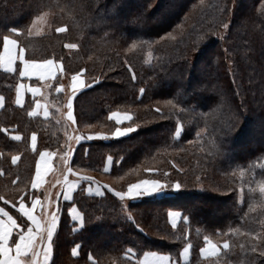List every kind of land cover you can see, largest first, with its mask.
I'll list each match as a JSON object with an SVG mask.
<instances>
[{
  "label": "trees",
  "instance_id": "obj_1",
  "mask_svg": "<svg viewBox=\"0 0 264 264\" xmlns=\"http://www.w3.org/2000/svg\"><path fill=\"white\" fill-rule=\"evenodd\" d=\"M131 1L0 0V47L12 35L27 60H53L88 85L71 103L80 141L70 167L91 177L100 192L86 193L82 182L60 202L48 264H138L147 251L176 264H264V200L257 192L264 185V137L257 135L264 120L252 119H264V0H173L162 14H155L162 0H133L140 1L135 7ZM108 10L115 16H106ZM42 11L52 12L53 26L66 31L25 37L27 23ZM201 60L205 67L198 72ZM18 70V63L13 72L0 67V206L25 228L18 203L38 196L31 190L37 157L60 147L64 126L52 109L48 117L32 115L29 94L15 105L18 82L39 84L20 78ZM168 78L173 82L164 87ZM54 89L52 101L62 96ZM113 111L131 117L118 125L109 118ZM118 127L134 129L111 137ZM97 133L106 139L87 138ZM143 179L162 181L165 195L124 204L114 194ZM72 207L81 214L78 229ZM170 212L180 213L175 226ZM206 241L227 246L202 257ZM186 246L188 260L180 262Z\"/></svg>",
  "mask_w": 264,
  "mask_h": 264
},
{
  "label": "crops",
  "instance_id": "obj_2",
  "mask_svg": "<svg viewBox=\"0 0 264 264\" xmlns=\"http://www.w3.org/2000/svg\"><path fill=\"white\" fill-rule=\"evenodd\" d=\"M5 38H7V41H8L7 45L5 44ZM17 63L19 64L18 71H19L20 78L25 79V80L36 79L37 81H39L40 84H31L28 81L18 82L17 87H16L15 99H14L15 105L22 106L25 102L26 95L29 94L33 99V108L31 110V114L34 116L38 115L41 117H48L49 108H50L49 102H48V99H49L48 86L50 85V82L54 80L58 74L61 73L60 67L53 60H44V61L27 60L24 56L23 51L20 49L18 42L12 37L5 36L2 39V44L0 47V67L9 72H13L16 69ZM22 72L24 73L23 75H21ZM80 87L81 86H77V88L72 87L73 89L71 90H72V93L73 92L74 93L67 95L68 99L65 102L63 109H62V118H65L70 122L72 118V111H71V107H69V104L72 103L73 96L77 90L81 89ZM57 91H62V89L59 88L57 89ZM2 106H3V98L0 96V108ZM70 113H71V116L69 115ZM130 117L131 116L126 115V113H120L117 111H113L109 114V118L112 119L118 125L126 123L130 119ZM121 129L123 128L118 127L117 129H115L114 134L117 133V131ZM93 136H98V137L105 136L106 137L105 134H98V133L93 134ZM110 136L112 137L113 134H111ZM11 137L16 140L20 139V135L15 134V133H13ZM30 146L32 149H34L35 147V137L34 136L31 137ZM52 155L53 154L51 152L41 151L36 160V167H35V171L32 177V181H31V190H33V192L41 193V196L45 188L48 187L46 183L47 181L46 175L52 171V167H53L52 166V160H53ZM15 159L16 158H14V160ZM110 164H111V159L107 158L105 162V167H104L105 171H109ZM43 165H45L46 173L40 170L41 166L43 170ZM38 172H40V174H38ZM144 181H154V180L143 179V180L138 181L136 186L139 187V185L144 184L143 183ZM62 183L64 184V182ZM33 184H35L36 186L33 187ZM88 185L89 184L86 185V188H88ZM61 187L63 188L64 185ZM73 192L71 193V197H72ZM95 193L96 192H94V194ZM39 196L40 194L36 197H33L31 194L28 200H26L25 198L23 200H20L18 203V211L23 216H25L27 219L28 225L25 228H22V226L17 222L15 217L12 216V214L8 210L0 206V221H2V223H0V235H6V239L0 240V244H3V245H0V264H4V260L9 259V258L12 260H19L20 264H28L26 260L29 259V264H33V263H30V260L32 258L34 259L35 256L38 257V253L43 248L42 241L44 239V236H43L44 233L40 236L38 235L34 237L33 232H32L33 225L35 221H37L40 225L41 231H45V230L47 231V229L49 228V223L53 222L52 215L55 214L54 212L56 209V205L52 204L51 199L49 202H46L45 200L42 199V197L40 198ZM71 197L67 199H64V198L63 199L67 201V200H70ZM33 199H40L39 208H36V206L33 205ZM42 201H45L43 203L44 205H42ZM57 203L58 202H56V204ZM21 205H23V209H21ZM57 210H58V204H57ZM69 214L72 217V221L76 222L77 224H80L81 214L75 207H72L69 210ZM29 216H31L32 218L29 219ZM9 217H11V221H9L8 219ZM179 220H180V213L178 212L169 213V221L173 226H175ZM53 234H54V231H53ZM13 235L16 236V239L13 242H11V238ZM46 235L47 233L45 234V238H46ZM21 236L25 237V242H27L28 237L30 236L32 240V244H29L26 250L22 249L20 253L18 254L16 250V245L21 242L20 240ZM38 240L39 242H37ZM34 244L37 245V247H35L36 248L35 251L33 250ZM3 247L7 250L5 255L3 254ZM74 249H75V252H73ZM74 249L72 250V252L74 255H77L78 248L75 247ZM188 257H189V246H186L182 250V253H181V262L187 261ZM44 264H48V263L45 262ZM138 264H176V263L172 261L170 257L166 254H161V253H157L154 251H147L144 254H142V256L140 257L138 261Z\"/></svg>",
  "mask_w": 264,
  "mask_h": 264
},
{
  "label": "rangeland",
  "instance_id": "obj_3",
  "mask_svg": "<svg viewBox=\"0 0 264 264\" xmlns=\"http://www.w3.org/2000/svg\"><path fill=\"white\" fill-rule=\"evenodd\" d=\"M172 1L173 0H162V4L156 10L155 14L158 13V12H159V14L160 13L162 14V12L164 11V8L168 7V5ZM246 1H250V0H246ZM139 4H140V1H137V2H134L133 0L131 1V5H133L134 7H135V5L138 6ZM155 5H156V3H154L153 6H155ZM177 10L178 9H173V11H172L173 14H176ZM128 13L129 12H127V13L125 12L124 15H126ZM105 14H106V16H115V11L114 10H112V11L108 10ZM52 17H53V13L49 12V11H42V12H39L38 14L34 15L29 20V22L27 23V25L25 27L26 28L25 29V34H24L25 37H29V38H36V37H40V36H46L47 37V36H49L51 34V31L53 29H54L55 32H64V31H66L67 28L64 25H59V26H55L54 27L53 26L54 24L52 22V20H53ZM166 21L167 20H163L162 23L166 24ZM225 30H227V27H225ZM10 31H11V33L13 35L21 34V29H19V28H12ZM132 31H133V29H132V27H130L127 30V34H129ZM137 31L144 32L143 26H138L137 27ZM221 34L222 33L218 34L219 36L218 35H214V38H218L219 39ZM8 36L14 38L18 42V40L14 36H12V35H8ZM18 45H19L20 49L23 51V53H24V48L19 44V42H18ZM215 49H216V47H215ZM147 59L150 60V54L148 55ZM205 63H206L205 60L199 61L196 64L195 69L198 72H201L202 70H204ZM60 69H61V67H60ZM172 80L173 79H170V78L166 79L164 81V83H163V86L167 87L171 82H173ZM85 82L86 81H85V78L83 77V75H81V74H77V75L72 74L70 76V75L64 74L62 69H61V73L59 74V77L56 80L55 79L52 80L50 82V85L48 86V88H49V90H48V96H49L48 102H49V107H50L49 108V112L52 109L54 111V113H57V114H54L53 116H55L54 118L58 121V123L59 122H60V124L62 123L64 127L61 130V133H62L61 134V139L62 140H61L60 147L57 150L47 151V152H51L53 154L52 155L53 156L52 171L46 175L47 176L46 177V179H47L46 183H47L48 187L45 188L42 196H41V193H38V192H36L35 195H39L40 194L39 197L40 198L42 197V199L45 200L46 202H49L50 199H51L52 200V204L56 205V209H55V212H54L55 214L52 215V216L56 217V220L54 222L55 226L53 227L54 233L57 230V227H58L57 223H58L59 217H60V215H59L60 211L57 210V204L59 205L60 202L66 201L64 199L70 198L71 197V193L74 190H77L80 187L79 186L80 183L85 182V183L90 184V185H88V188L85 187V192L88 193V194H94V192H96V193L100 192L99 185L96 184L95 182H93L91 177H88L87 175H83L81 173H78L74 169L73 170L71 169V167H70V157H71V154L74 151V147L80 141L79 140L80 139L79 138L80 134L74 128L73 118H71V122L68 121L65 118H62V109H63V106H64L65 102L68 99L67 95L72 93V90H71V89H73L72 87L77 88V86H81L80 87L81 89L85 88L86 86H88ZM54 87H55L54 91H57V89H59V88L62 89V91H61L62 92V96H57L56 99H53L55 101H52L50 99V97L53 96V93H55V92L51 93L52 89ZM186 87H187V84H186V82L183 81L182 88L184 89ZM194 89L195 88H193V89L191 88L190 90H188V92L183 97L187 98L188 96H190ZM120 113H126V115H130L127 112H120ZM252 119H253V123L260 122V121L264 120V119L256 117V116L252 117ZM128 128L129 127H127V128L125 127V128H123L121 130H118L120 133H124V134L123 135H117L116 133L115 134L113 133V137H117V136L118 137H122V136L126 135L129 132H125V129H128ZM180 130H181V126L178 125L177 134L180 133ZM258 130H259L258 134H257L258 137H264V129L258 127ZM87 138L88 139L89 138L90 139L91 138L92 139H102V138L106 139L105 136L98 137V136H93V134L92 135H88ZM40 170L42 172L46 173L45 165H43V170H42V166H41ZM45 173H44V175H45ZM38 174H40V172H38ZM100 178L104 179L106 181H112L109 178H105V177H101V176H100ZM154 181H157L161 185H165L160 180H154ZM62 182H64V184ZM137 183H138V181L130 184L129 186H127L125 192H121L120 193V192L114 191V194L117 195V193H120V195H117V196L120 199L124 200L123 201L124 204H126L129 200L161 196L163 194L165 195L164 188L159 190V191H157L154 194H151V195H149V194H139V195H137L136 193H139L142 189L150 187V185L141 184V185H139V187L137 186V187L133 188L132 185H136ZM94 184H96V185H94ZM63 185H64V187L62 188L61 186H63ZM48 188H51V189L48 190ZM104 188L109 189L108 187H105V186H104ZM130 190H131V194H130ZM257 192L260 193L261 197L264 200V185L258 186ZM45 201H42V205H44L43 203ZM39 202H40V199H33V205L36 206V208H39ZM56 202H58V203L56 204ZM222 205H225V203H222L221 206ZM53 207H54V205H53ZM45 210H46V208H45ZM203 216L209 217L208 214H204ZM23 217L26 219L25 216H23ZM70 217H71V215H70ZM71 219H72V217H71ZM26 221H27V219H26ZM81 221H80V224H77L76 222H74L75 223V229H78L81 226ZM52 224H53V222L49 223V227L52 226ZM32 232H33L34 237H36L38 235L40 236V235H42L44 233L43 234L44 239L42 241L43 242V245H42L43 248L38 253V257L35 256L34 259L32 258L30 260V263H33V264L34 263L35 264H44L45 262L49 263V261L52 258V249H51L52 247H51V240H49L47 238L48 237L47 235H46V238H45V234L47 233V231L46 230L45 231H41L39 223L37 221H35V223L33 225V231ZM101 238L102 237H99L98 240L95 241V242H99ZM103 238L110 239L109 237H106V235ZM37 242H39V240ZM106 244L107 245L110 244V241L107 240ZM226 246H227L226 242L218 244L216 242L206 241V243L204 244L203 248H201V250H200V254H201L202 257L216 256V255H218L220 253L221 249H225ZM35 247H37L36 244H34V249H33L34 251L36 250ZM131 253H129L130 256L133 255ZM65 261H67V260L65 259ZM26 262L29 264V259H27ZM180 262H181V260H180Z\"/></svg>",
  "mask_w": 264,
  "mask_h": 264
},
{
  "label": "snow or ice",
  "instance_id": "obj_4",
  "mask_svg": "<svg viewBox=\"0 0 264 264\" xmlns=\"http://www.w3.org/2000/svg\"><path fill=\"white\" fill-rule=\"evenodd\" d=\"M224 27H227V25H224ZM7 43H8L7 38H5V44L7 45ZM21 55H22V53H21ZM23 74L24 73L22 72L21 75H23ZM69 107H71V104H69ZM69 115L71 116V113ZM131 131H133V129H131V128L125 129V132H131ZM116 134L117 135H123L124 133H120L119 131H117ZM143 183L145 185H150V187L142 189L139 193H136L137 195H139V194H149V195H151V194H154L157 191H159V190L164 188V185L159 184L157 181H144ZM35 186L36 185L33 184V187H35ZM132 187L135 188L137 186L136 185H132ZM173 187L178 189L180 187V185L176 184ZM130 194H131V190H130ZM117 195H120V193H117ZM21 209H23V205H21ZM5 215H6V213H5ZM31 218L32 217L29 216V219H31ZM8 219H9V221H11V217H9ZM55 220H56V217L53 216L52 217L53 224H52V226H50L47 229V236H48L49 240L52 238V235H53V227L55 226V224H54ZM0 223H2V221H0ZM4 239H6V235H0V240H4ZM20 240H21V242L16 245V250H17L18 254L20 253V251L22 249L26 250L28 248L29 244H32V240H31L30 236L28 237L27 242H25V237L24 236H21ZM0 245H3V244H0ZM6 251L7 250L3 247V254L4 255H5ZM73 252H75V249L73 250ZM4 264H20V262H19V260H12V259L9 258V259H5L4 260Z\"/></svg>",
  "mask_w": 264,
  "mask_h": 264
},
{
  "label": "bare ground",
  "instance_id": "obj_5",
  "mask_svg": "<svg viewBox=\"0 0 264 264\" xmlns=\"http://www.w3.org/2000/svg\"><path fill=\"white\" fill-rule=\"evenodd\" d=\"M51 188H48V190H50Z\"/></svg>",
  "mask_w": 264,
  "mask_h": 264
}]
</instances>
